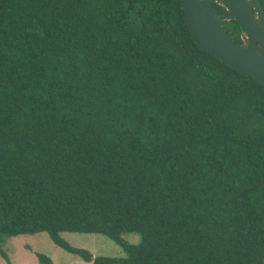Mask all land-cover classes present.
Listing matches in <instances>:
<instances>
[{
    "label": "trees",
    "instance_id": "trees-1",
    "mask_svg": "<svg viewBox=\"0 0 264 264\" xmlns=\"http://www.w3.org/2000/svg\"><path fill=\"white\" fill-rule=\"evenodd\" d=\"M40 233L93 264H264V86L195 43L181 0H0V257Z\"/></svg>",
    "mask_w": 264,
    "mask_h": 264
},
{
    "label": "water",
    "instance_id": "water-1",
    "mask_svg": "<svg viewBox=\"0 0 264 264\" xmlns=\"http://www.w3.org/2000/svg\"><path fill=\"white\" fill-rule=\"evenodd\" d=\"M195 43L226 65L264 86V9L259 0H181ZM213 5L225 12L217 13ZM235 19L242 43L235 42L223 22Z\"/></svg>",
    "mask_w": 264,
    "mask_h": 264
},
{
    "label": "rangeland",
    "instance_id": "rangeland-1",
    "mask_svg": "<svg viewBox=\"0 0 264 264\" xmlns=\"http://www.w3.org/2000/svg\"><path fill=\"white\" fill-rule=\"evenodd\" d=\"M60 236L71 247L86 250L93 257H125L123 250L103 235L61 233ZM122 238L133 246L138 245L141 240L138 234H124ZM2 250L11 264H40L37 254L49 258L52 264H93L57 247L46 233L11 238ZM0 264H6L2 257H0Z\"/></svg>",
    "mask_w": 264,
    "mask_h": 264
}]
</instances>
